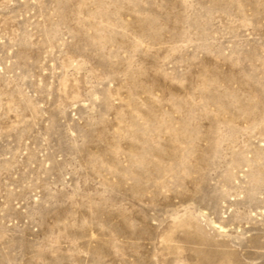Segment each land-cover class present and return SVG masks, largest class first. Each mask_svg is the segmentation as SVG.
I'll use <instances>...</instances> for the list:
<instances>
[{"label": "rangeland", "instance_id": "1", "mask_svg": "<svg viewBox=\"0 0 264 264\" xmlns=\"http://www.w3.org/2000/svg\"><path fill=\"white\" fill-rule=\"evenodd\" d=\"M0 264H264V0H0Z\"/></svg>", "mask_w": 264, "mask_h": 264}]
</instances>
